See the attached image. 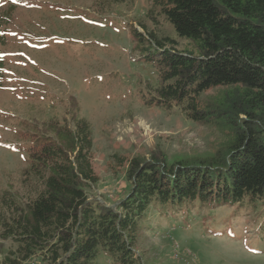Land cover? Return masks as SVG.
<instances>
[{"label":"trees","instance_id":"trees-1","mask_svg":"<svg viewBox=\"0 0 264 264\" xmlns=\"http://www.w3.org/2000/svg\"><path fill=\"white\" fill-rule=\"evenodd\" d=\"M150 2L199 53L156 41L160 85L145 104L225 127V146L197 160L169 163L157 152L126 160L129 186L114 209L86 193L98 181L90 126L50 124L52 133L30 136L23 191L0 194V264H95L100 252L114 264H150L138 248L142 235L195 207L255 206L251 221L264 235V0ZM13 9L0 14V26Z\"/></svg>","mask_w":264,"mask_h":264},{"label":"rangeland","instance_id":"rangeland-1","mask_svg":"<svg viewBox=\"0 0 264 264\" xmlns=\"http://www.w3.org/2000/svg\"><path fill=\"white\" fill-rule=\"evenodd\" d=\"M10 6L0 26V194L21 192L30 136L49 132L50 124L90 126L98 181L86 193L114 209L129 186L126 160L152 152L169 163L197 160L225 146V127L195 123L175 106L145 104L160 85L156 41L199 53L164 15L151 13L150 0H0V14ZM236 211L180 210L174 222L145 232L139 251L150 264H264V235L251 221L255 206ZM152 220L162 222L157 214ZM95 264L114 263L100 252Z\"/></svg>","mask_w":264,"mask_h":264},{"label":"snow or ice","instance_id":"snow-or-ice-1","mask_svg":"<svg viewBox=\"0 0 264 264\" xmlns=\"http://www.w3.org/2000/svg\"><path fill=\"white\" fill-rule=\"evenodd\" d=\"M13 2L15 3V2H17V0H13ZM22 55V54H21Z\"/></svg>","mask_w":264,"mask_h":264}]
</instances>
